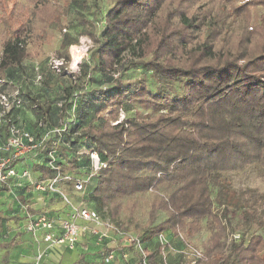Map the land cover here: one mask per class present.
Returning <instances> with one entry per match:
<instances>
[{
    "label": "trees",
    "instance_id": "trees-1",
    "mask_svg": "<svg viewBox=\"0 0 264 264\" xmlns=\"http://www.w3.org/2000/svg\"><path fill=\"white\" fill-rule=\"evenodd\" d=\"M61 1L0 0V24L18 22L0 33V79L25 74L24 63L44 54L46 35L60 32L53 54L64 62L51 68L46 61V89L36 95L25 83L17 109L34 112L35 127L23 128L36 140L49 132L25 157L32 189L58 177L56 186L70 192L63 177L89 174L88 152H95L104 166L85 188V205L134 233L150 264L170 242L182 250L177 238L192 247L189 240L202 231L197 264H264V236L249 232L264 230V193L233 187L243 174L264 180V0H106V9L103 0ZM247 3L261 13L253 15ZM71 8L72 25L93 47L58 92L53 87L64 82L68 50L79 40L60 25ZM138 67L153 87L145 76L129 79ZM17 110L3 112V141ZM231 207L241 210L238 239L228 233ZM161 234L168 245L150 251ZM163 260L175 264L168 255Z\"/></svg>",
    "mask_w": 264,
    "mask_h": 264
},
{
    "label": "rangeland",
    "instance_id": "rangeland-1",
    "mask_svg": "<svg viewBox=\"0 0 264 264\" xmlns=\"http://www.w3.org/2000/svg\"><path fill=\"white\" fill-rule=\"evenodd\" d=\"M238 1L240 3H242L245 0H238ZM61 3L64 4V0H62ZM255 3L258 5L257 2H255ZM108 6H110V3L106 0H103L101 7L103 9H106V8H108ZM243 7H245L246 10L249 9V11L251 13H253V15H256L262 9V8H260V6H256L252 3H247V5H243ZM10 12H11V10L7 9V13H8L7 17H9L11 15ZM1 15L2 14L0 11V16ZM74 17H75L74 11H72V8H71V10L69 9V11L67 13H64V15L61 17V20H60L61 27L62 28L65 27L66 30L70 31V33L73 36H79V40H78V43L76 45L71 46L68 50V57H69L68 65L66 66L64 75H61L64 82H62V84H60V85L55 84L53 87V89L55 91H58V92H61V89H62L61 87L68 85L69 82L65 80L66 78H68V77L70 78V76H72L74 74H79L78 70H79L80 64L82 63L83 59H85L87 57L88 50L91 49V47H93V43L91 42V39L89 38V36L80 35V27H75L72 25L75 22V21H73ZM0 19L4 20L5 18H0ZM17 25H18V22H16V21L14 22V19L9 17L6 24H0V33H3L6 29H11L12 27H16ZM59 37H60V32L57 30L46 35V38H45L44 43H43V45H44L43 46V48H44L43 53L44 54L40 58L34 60L35 62L34 61L33 62L27 61L24 63V73L25 74H20L19 72L16 71V73L11 78L6 77L5 79H0V109L5 107V105H3L1 103V96L3 95L6 97V100H7L6 103L11 107L12 111L14 112L17 110V108L15 109V107L12 106V105L16 104L13 100V94L15 92H19L20 101H21V104L23 105V88H24L23 86L25 83H27L30 86L28 88L29 89L28 92H30V93L33 92L34 94L37 93L36 95L41 94L42 90L46 89L45 84L40 83L41 78H42L40 72L42 71V74L48 76L49 70L47 67V62L49 63L51 68H53L52 65L54 67H57L58 65H60L64 62L63 60L54 59L55 55L53 54V48L56 47L57 40L59 39ZM125 58H128V56L125 55ZM41 60H43L44 63H42L40 65L36 64V61L38 62ZM36 66H38V67H36ZM22 67H23V64H22ZM128 75H129V79L131 81H135V80L145 76V79H147L149 85L151 87H153V85H154L153 80L150 77V73L142 71V69H140L139 67L132 69ZM54 97H57V96H54ZM18 109L20 110L21 108H18ZM137 110H139L142 113V115H145L146 113H148L146 110H143V109H137ZM132 113H133V110L131 111V115H132ZM121 118H122V113L120 112V119ZM11 119L16 120L15 122H17L22 128H23V124L30 126V127H33V128L35 127L34 123L36 121V117H35L33 111L28 110V112L25 115H23V111L18 112V110H17V114H13ZM32 151H33V149H32ZM60 160H62V159H60ZM29 161H30V159L28 160V158H27V159L21 161L18 164V166L23 165V169H27L28 171H31ZM18 166H17V169H18ZM70 175L75 177V178H78V177L80 178V177L84 176V174H82V175L70 174ZM33 179H34L33 175L31 174L29 179H23V180H27L30 182ZM67 183L70 187V190H72V191H71V195H69L67 192H66V194L71 199L73 206L85 205L86 203H89V196L87 195L88 192H86L87 190L85 192H82V193L75 192L72 188V181H67ZM46 184H48V182H45V185ZM233 187H235V189L238 191V193L241 192L242 189H245V188H248L249 190H252V188H253V189H256L258 192L264 193V180L262 178H260V176L258 174H252V173L243 174L242 176H238V177L234 178ZM32 188H33V186H31V188H28L29 191H31ZM61 189H63V188H61ZM212 189H213L212 190V192H213L212 196L214 197L215 192H216V187L214 186V187H212ZM64 190H66V189L64 188ZM34 191H36V190H34ZM36 192L42 193L41 196H44L43 193L44 194L46 193L44 191H36ZM5 197L6 198L2 199V205L4 207H9L11 202H12V199H13V202H16V200L13 198L12 194H9ZM11 197H12V199H11ZM73 200H76V201H73ZM56 201L62 202L59 198H57ZM25 202H23V204H26ZM48 202L51 205L55 203L54 200H50ZM28 205L26 206L27 212L28 211L32 212L33 210H31V208ZM18 207H19V205H18ZM64 208H65V211H63V212H64L65 217L60 220V223H59L60 231L62 229L61 228L62 222L68 220L70 218L71 214L73 213L72 209L69 207L68 204L65 203ZM2 211L5 212L4 210H2ZM45 211H47V210H44V212ZM228 211H229V214H228L229 215L228 216L229 221L231 222L230 231L228 233H234L235 235H237V233H240L243 230L242 224H241V222H242L241 221V210H236V209H233L231 207V208H228ZM5 213L7 214V217H8L9 212H5ZM100 216L103 220L110 221L106 215L104 217L100 214ZM163 217H164L163 215H160L158 217V221L163 220ZM49 218L53 222V225H55L57 223L55 221V218H53V217H49ZM110 223H111V221H110ZM77 224L82 227L85 224V222L78 221ZM85 226L87 228H89V227L92 228L91 224H85ZM97 230L99 232L105 233V236L103 238H101L100 240L98 239L97 235H94L88 231H86L85 233H82V235L85 234L84 236H86L87 241H89L84 247L85 249L88 250V252H87L88 256L87 257L89 258V260L87 262L86 260H84V257H82V259H81L82 263H84V264H133V262L137 259V254L131 252L133 250V247L129 245V243L126 240V237H124L123 235L117 234L115 232V229H113V228L112 229H109V228L106 229V228H103L102 226H100L97 228ZM166 232H164L163 234H166ZM249 232L252 234H259V235L264 236V230H257L255 228H252ZM132 234L134 235V233H132ZM205 236H206V233L204 231H202L192 241L189 240L190 246H192L193 248H196V249H202L201 244L204 241ZM137 239L140 240L139 238H137ZM176 241L181 244V247L183 248L182 250L185 251V242L179 240L178 238ZM141 244H142V247L144 248V244L142 242H141ZM157 246H159L157 239H156V242L148 245L150 251H152L153 249H156ZM167 247L171 248V249L170 250H168V249L164 250L162 252V256L158 257L159 254H157L154 257V264H157V260L159 261L160 264L165 262L163 260V258L166 255H171V259H170L171 263H175V264L177 263L178 264L180 262V258L178 257L179 254H177L174 251L175 245L170 242ZM110 252L117 253L115 259L113 261H111V263L106 262L104 260L105 255L107 253H110ZM125 252L129 253L127 258H124V256H123V254ZM180 255L185 257V254H180ZM262 255H264V252L262 253ZM85 258H86V256H85ZM189 259H190V256H186L185 263ZM38 262H39V264L42 263L41 260H39ZM167 262H168V260H167Z\"/></svg>",
    "mask_w": 264,
    "mask_h": 264
},
{
    "label": "built area",
    "instance_id": "built-area-1",
    "mask_svg": "<svg viewBox=\"0 0 264 264\" xmlns=\"http://www.w3.org/2000/svg\"><path fill=\"white\" fill-rule=\"evenodd\" d=\"M13 100L16 104L12 106L17 109H23V105L21 104L19 97V92H15L13 94ZM6 101V97L2 95L1 103L5 105V107L2 108L3 111L0 112V122L2 121L3 112H8L11 109ZM56 132H58V130H56ZM8 133V137L5 141H3L0 136V187L6 184L9 179L17 176L16 166L21 161H23L25 157L31 154L32 149H34L39 142H43L46 139L47 134H49V132H47L44 136L41 137V140H36L34 135L22 128L18 123L10 124ZM88 155L91 161V171L89 172V174L80 178H73L69 175L63 177L64 180L72 181V188L75 192L78 193H82L85 191V188L90 182L93 173L104 166V164L100 163L97 153L88 152ZM48 156L51 159L50 161L53 162V154L49 153ZM21 175L23 177H29V172L27 170H24ZM57 176H60V174L58 173ZM57 182L58 177L50 180L46 185L44 183L37 182L34 184V190L44 191L56 195L64 204L66 203L69 205L73 213L68 220L62 222V229L60 233L55 234L53 232V222L46 214H35L27 212L26 206H23V213H25L26 216L25 230L27 232L35 234L39 230H42V240L48 243L49 247L61 245L64 246L67 250L73 251L77 248L79 238L81 237L82 233L88 231L94 235H97L98 239L100 240L105 236V233L99 232L97 230L98 227L102 226L106 229L113 228L115 229V232L117 234L126 237L129 245L133 247V250L131 252L139 254L133 264H150L140 240H138L135 235L131 233H125L116 228L112 223H110V221L103 220L96 210L86 205L73 206L72 201L66 194L65 190L56 186ZM78 221L85 222V224H91L92 228H87L85 224L81 227L77 224ZM238 237L239 236L237 235H231V238L233 239H238ZM157 240L159 245H161L162 247L168 245V240L162 234L158 236ZM175 252L178 254H185V258L186 256H190V259L187 260L185 264H197V261L202 259L203 253L201 249H196L193 247H189V249L187 248L185 249V251L175 250ZM116 255L117 253L115 252L107 253L104 260L106 262H111L115 259ZM128 255V252H125L123 254L124 258H127Z\"/></svg>",
    "mask_w": 264,
    "mask_h": 264
},
{
    "label": "crops",
    "instance_id": "crops-1",
    "mask_svg": "<svg viewBox=\"0 0 264 264\" xmlns=\"http://www.w3.org/2000/svg\"><path fill=\"white\" fill-rule=\"evenodd\" d=\"M17 166V176L9 179L7 184L0 187V214L3 217L0 224V264H39V260L42 261L41 264H84L81 261L82 257L88 262V250L84 247L89 241L84 236L85 234L79 238L77 248L69 251L61 245L49 247L48 243L42 240V230L35 234L25 230L26 216L23 213L24 205L27 206L29 204L28 206L33 210L31 213L47 210L45 212L48 217L55 218L57 222L56 224L54 223L53 232L55 234L60 232L59 223L65 217L63 212L65 208L62 202L56 201L57 198L54 195L43 193L44 196H41L42 193L33 189L29 191L28 188H31L30 183L32 181L23 180L25 179L21 175L23 165H19L18 169ZM71 191L65 190L69 195H71ZM9 194H12L16 202H13L11 197L10 206L4 207L2 199ZM50 200H54L55 203L49 204L48 201ZM23 202L26 204H23ZM2 210L9 212V216L7 217V214ZM168 259H171V255H168Z\"/></svg>",
    "mask_w": 264,
    "mask_h": 264
}]
</instances>
